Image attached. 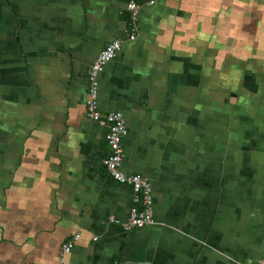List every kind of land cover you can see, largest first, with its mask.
I'll return each mask as SVG.
<instances>
[{
    "label": "crops",
    "instance_id": "obj_1",
    "mask_svg": "<svg viewBox=\"0 0 264 264\" xmlns=\"http://www.w3.org/2000/svg\"><path fill=\"white\" fill-rule=\"evenodd\" d=\"M127 1L0 0V264H61L77 232L72 264H264V0H157L100 74L123 170L153 188L155 223L130 231L86 107Z\"/></svg>",
    "mask_w": 264,
    "mask_h": 264
},
{
    "label": "built area",
    "instance_id": "obj_2",
    "mask_svg": "<svg viewBox=\"0 0 264 264\" xmlns=\"http://www.w3.org/2000/svg\"><path fill=\"white\" fill-rule=\"evenodd\" d=\"M157 0H128L127 28L124 39L110 41L98 54L88 74L89 90L86 102L88 116L107 126L106 140L110 148L105 159V167L110 176L117 182L125 183L134 191L133 204L127 220L113 218L114 223L122 226L126 231L139 229L154 224L153 188L150 179L139 173H127L123 170L124 151L122 140L128 132L124 114L120 111L103 112L99 104L100 74L106 65L114 59L122 49L124 40L133 41L139 33V14L144 6H153ZM81 238V233H73L63 244L60 252L61 264H72L68 258L75 243ZM97 239L98 237H94Z\"/></svg>",
    "mask_w": 264,
    "mask_h": 264
},
{
    "label": "trees",
    "instance_id": "obj_3",
    "mask_svg": "<svg viewBox=\"0 0 264 264\" xmlns=\"http://www.w3.org/2000/svg\"><path fill=\"white\" fill-rule=\"evenodd\" d=\"M137 1H141V0H137Z\"/></svg>",
    "mask_w": 264,
    "mask_h": 264
}]
</instances>
